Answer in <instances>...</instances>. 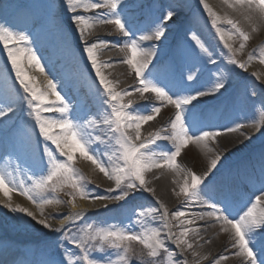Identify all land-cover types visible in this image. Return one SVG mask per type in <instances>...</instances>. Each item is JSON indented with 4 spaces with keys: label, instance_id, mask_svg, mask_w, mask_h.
Segmentation results:
<instances>
[{
    "label": "snow or ice",
    "instance_id": "obj_1",
    "mask_svg": "<svg viewBox=\"0 0 264 264\" xmlns=\"http://www.w3.org/2000/svg\"><path fill=\"white\" fill-rule=\"evenodd\" d=\"M232 7L245 9L249 20H252L253 15L264 17V0H235ZM62 8L70 15L78 38L82 41L83 51L90 61V67L94 69L95 77L98 78L94 81L95 91L100 97L103 111L98 113L99 119L81 123L82 117L73 118L69 115L71 111L69 103L57 91V85L51 80L48 81V88L55 95V100H50L49 92L37 87L22 64V59L26 58L28 64L35 65L41 72L44 71L35 50L28 47L30 44L28 35L0 25V43L7 49L8 58L15 71L14 79L18 80L23 88L20 103L21 105L27 103L29 115L33 118L32 130L38 128L37 135L44 138L39 143L34 141L32 131L25 125L14 131L13 135L19 141L16 145L19 152L34 157L39 151L40 161L36 169L37 174L30 177L27 183L23 180L17 181L5 170H0V192L7 198L0 203H4L14 213L24 214L25 219L31 218L53 232L62 233L64 244L70 242L75 245L78 256L76 253L69 254L65 249L61 252L60 259L51 264H131L135 257L133 242L146 250V258H139V264H157L164 254H167L168 264H188L184 257L186 251H191L193 256L200 255L194 251L193 243L189 239L190 233L199 235L200 230L190 225H193L195 220H204L206 216L215 217L223 224V232L232 233L231 246L237 250L236 255L243 254L248 257V264H264V181H261V186L257 189L262 195L255 196L254 202L251 199L244 201L242 197L235 198L230 193L210 194L208 184L205 183L208 171L197 175L193 170L177 163L182 150L190 143L199 144L205 151H213L209 147V142L217 140L221 134L219 131L205 130L211 126L195 117L193 101L204 96L205 92L193 89L186 82L198 78L191 74L196 70V66L192 65L189 68V75L185 77L181 73L177 83L169 84L161 79V72L167 69L152 63L157 54L155 46L150 48L143 46L144 41H158L165 36L166 24L177 15L179 5L171 6L151 24L143 27L137 26L128 17L127 0H63ZM202 9L211 17V25L215 27L218 40L226 49L224 55L228 57V63L246 69L253 56L250 55L247 61L242 62L236 59V55L243 53L245 42L250 39L249 33L239 27L238 22L233 19L226 21L230 29L216 27L221 22L219 15L207 3L202 2ZM51 14L54 16V12ZM96 22L112 25L121 36L128 38L124 47L119 49L126 53L125 57L120 58V62L130 67L135 74L137 79L135 86L118 90V82L110 80L103 71L111 63L110 60L100 59L103 49L99 45L104 42L98 38L92 41L87 39ZM136 32L145 34L133 38ZM233 37L243 41L238 49H234L229 42ZM177 55L187 58V53L183 50L178 51ZM197 55L203 64L214 63L213 54L202 43H199ZM258 59L264 64V50L259 52ZM149 65H152L151 70ZM226 80L227 77L221 73L209 83L213 90H219L225 87ZM161 83H164L163 87L160 86ZM132 92L140 96L142 104H134L131 99L125 100ZM157 101L160 102V106H157ZM15 103L7 92L0 93V130L9 127L11 117L16 112V108L13 107ZM164 104L175 108L167 134L162 135L165 130L161 129L143 137L142 125L155 120L161 114V107ZM48 113L52 115H46ZM239 127L241 125L237 124V128ZM96 130L106 135L109 142H113L112 147L115 150L106 159V153L97 154L93 148L95 142H103L101 135L93 137L92 133ZM161 140L171 141V150L159 153L154 151L153 146L158 147L157 142ZM50 145L55 147L52 148ZM77 153L94 164L109 180L114 181L115 188L106 190L109 195L89 196L88 181L75 166ZM44 156H47L46 162ZM220 159L219 154L211 159L209 171L217 167ZM165 166L185 174L183 184L176 195L182 194L186 204L188 202L204 204L206 201L200 200V195L204 193L211 201L207 205L210 211L187 219L188 214L182 210L173 212L170 218L166 207L140 211L133 209L132 215L137 217L136 224L140 225L139 230H136L135 226L120 228L115 225L88 222L87 210L77 208V196L126 202L137 190L153 193L154 189L147 186L146 174ZM65 186L72 189L68 193L71 198L67 201L59 199L57 195ZM13 192H19L20 195L27 197L41 211L45 205L60 204H68L73 211L61 219L58 227H53L47 219H38L27 207L13 206L9 203ZM113 192L118 194L112 195ZM104 208L107 209L108 205L105 204ZM173 220L177 221L180 229L178 232L172 230ZM77 221L80 223L77 224ZM69 225L75 226V233L62 232ZM57 246L58 250L63 249V244L58 242ZM253 248H258L259 259L254 255ZM211 264H220V261L217 259Z\"/></svg>",
    "mask_w": 264,
    "mask_h": 264
},
{
    "label": "bare ground",
    "instance_id": "obj_2",
    "mask_svg": "<svg viewBox=\"0 0 264 264\" xmlns=\"http://www.w3.org/2000/svg\"><path fill=\"white\" fill-rule=\"evenodd\" d=\"M189 2H196L195 8L200 11L201 17L205 15V12L200 9V6L202 2L207 3L220 17L221 22L216 27L230 29V26L224 21L233 19L238 22L239 27L249 33L250 39L245 43L248 45L249 55L254 58L248 63L245 71L240 72L238 66L228 63V57L224 55L226 49L219 42L215 27L211 25V22L206 25L211 32L208 35L207 29L193 22V18L190 17L191 14L189 16L186 15L188 13ZM234 3L235 0H127L126 12L128 17L135 24L137 23V26L143 27L151 24L171 6L179 5L177 15L166 24L165 36L158 41H144L143 46L146 48L155 46L157 54L152 63L155 64V62L159 61L162 63L160 67L167 69L161 72V79L169 84L177 83L181 73L186 77L190 74L189 68L192 65L196 66V70L191 74L198 78L194 81L186 82L193 89L205 92L204 96L198 97L196 101H193L195 117L211 126L205 128V130L219 131L221 134L217 140L209 142V147L213 151H205L196 143H190V145L194 144L196 150L210 161L217 154L221 156L217 164V168L221 169L217 184L221 187L218 190L215 188L211 189L214 194L220 195L224 192L230 193L235 198H243L245 197L243 191L239 192V188L236 189L237 185L241 188V182L243 181L248 183L247 187L249 190H247L246 196L254 202L255 196L262 195L257 189L260 188L261 181H264V141L262 137L259 139L258 134L261 132L262 127L259 129L254 124L253 111L250 109L254 107L257 112H260L261 117H264V64L258 59L259 52L264 50V17L253 15L252 20H249L246 10L232 7ZM62 4L63 0L42 1L40 29H37L38 31L36 30L35 32L44 33L46 42L44 41L42 43L41 49H39L35 42H30L29 44V47L35 50V54L38 51L42 52V56H39V58L44 71L41 72L35 65L28 64L26 58L22 59V64L37 87L49 92L50 100L54 101L55 95L48 88L49 80L57 85V91L65 97L67 102L66 94L72 91L75 92L73 96L75 103L73 106H70L71 111L69 115H74L73 118L82 117L81 123H87L99 119L98 113H102L103 111L100 97L95 91L96 83L94 81L98 78L95 77L94 69L90 67V61L87 60L86 53L83 51L82 41L78 38L70 15L63 10ZM52 12H54V16L51 14ZM198 18L200 17L198 16ZM110 27L111 25H105L99 22L94 23L91 28V35L87 36V39L92 41L98 38L99 40H106L109 43L105 47L99 45L103 49L100 58L106 53H110V56L113 57L112 59L110 57L108 58L118 66L119 72H116L118 71L117 69H113L105 71V74L110 80L118 82L117 88L121 81L127 83L126 88H131L137 84V79L130 67L120 62V58L125 57L126 53L119 51L120 48H123L120 47V34L118 33V38L113 37L109 30ZM23 30V24H21L20 30L17 31L24 32ZM181 32H184L186 36L182 35L183 33ZM136 33L138 37L145 34L144 32ZM48 35L56 37V40L53 41ZM54 42L56 44L53 48ZM197 42L204 44L208 51L213 54L212 59L214 63H202L200 57L197 55L199 50V43ZM231 44L235 49L236 44ZM181 50L187 53L186 59L177 55L178 51ZM216 53H220V55H216ZM0 55L2 57L6 56L1 52ZM239 55L245 58L243 53H237L236 56L238 57ZM247 60L248 58L243 61ZM227 65L234 68L233 73L227 71ZM53 71L54 76L51 75ZM221 73L227 77L225 87L219 90H213L209 81H214ZM231 73L232 75H230ZM57 75L61 78L60 82L55 80V76ZM52 76L54 80L50 78ZM241 78H244V81L248 82L251 88L256 90L257 94L254 95L251 105L250 103H246L244 99H241L238 94V87L246 85L244 81L240 84H235ZM160 86L163 87L164 83H161ZM118 90L121 89L118 88ZM239 91L245 94V89H239ZM152 95L154 96V94ZM132 96L135 100L139 101L138 104L143 103L137 93L132 92ZM145 96L147 95L145 94ZM156 104L160 106L159 101ZM168 106L173 110L174 117V106ZM46 115L51 116L52 114L48 113ZM163 116L164 113L161 110V114L155 120L149 121L148 124L158 128L163 121ZM237 124L241 125V127L237 128ZM227 128L234 130L226 131ZM147 131L149 130L142 126V136H148L151 133L157 132ZM92 135L93 137L96 135L102 136L103 142L97 141L93 144V148L96 149L97 154L106 153L105 159L107 156L112 155L115 150L112 147L113 142H109L108 137L102 135L99 130L93 131ZM43 139V136L39 135L37 142L43 141ZM171 145L172 143H163L160 152L171 150ZM50 147L54 148L55 146L50 145ZM4 152L5 150L4 147H1L0 139V157ZM76 162H78L81 169L90 178L96 179V183L105 185L106 188H115L114 181L109 180L94 164L82 157L79 153L76 154ZM3 163L4 159L1 160L0 158V164L2 166ZM177 163L183 165L185 168L191 166V163H187L182 155L177 158ZM150 172L151 174L146 176V181L147 186L154 189L153 193L137 190L126 202L111 199L87 200L82 198L76 202L77 208L87 210L86 218H89L92 213H96L105 218L107 225H115L120 228L135 226L136 230H139L140 225L136 224L137 217L132 215L133 209L140 211L141 209H162L166 207L170 218L173 212L182 210L188 214L187 219H192L200 213L207 212L208 207L205 208L203 204L192 202L186 204L185 197L182 194L180 196L176 195L183 184L185 176L183 172H177L173 169L175 173L174 178H177V181H174V178L160 181L159 178L163 174L162 169L157 168ZM178 181H180V185ZM93 184L96 185L95 183ZM162 185H165L164 188L166 190H164V193L162 191L155 193V190H157L155 189L156 186L160 190L163 188ZM100 193H103V191ZM0 198L3 201L6 200L2 192H0ZM205 199L206 195L202 193L200 200L205 201ZM11 204L23 205L36 215L38 214L30 201L17 192L12 193ZM105 204L108 205L107 209L104 208ZM129 217H131L129 219L131 222L130 226L125 224V218ZM158 225L159 220L157 216L156 226ZM190 227L199 228L200 230L199 235H195L194 233L189 234L194 251L200 255L193 256L191 251H186L184 257L187 259L188 264H197V261L199 264H211V262L217 259H219L220 264H248V257L243 254H235L237 250L231 246L232 233L223 232V224L216 220L215 217L213 219L205 218L204 220H195ZM172 230L174 232L180 230L175 220H173ZM221 232H223L224 237L219 236ZM169 246L172 248L171 244ZM4 251L0 252V259L6 254ZM253 253L259 259L258 248H253ZM204 257L207 258L205 259ZM221 257L224 258L221 259ZM10 260L11 258L5 259V264H8ZM164 262L168 264L167 257L164 259ZM0 264L3 263L0 262Z\"/></svg>",
    "mask_w": 264,
    "mask_h": 264
},
{
    "label": "rangeland",
    "instance_id": "obj_3",
    "mask_svg": "<svg viewBox=\"0 0 264 264\" xmlns=\"http://www.w3.org/2000/svg\"><path fill=\"white\" fill-rule=\"evenodd\" d=\"M42 1L43 0H37V1H34V0H0V25L13 28L16 22V19H19L20 15L24 13L27 15H30L31 17L28 18L29 21L27 25L25 26V28L23 27L24 28L23 31L25 34L28 35L29 41L35 42L38 45L39 49H41L42 43L44 41L46 42L45 34L41 32H35L37 29L38 30L40 29V25L36 23L35 19L32 17V14H36V11H39V10L42 11ZM195 3L196 2H189V6L187 9L188 10L187 16H189V12H190L191 13L190 17H192L194 20L193 22L207 29L206 31H207V34L209 35V33L211 32L207 28L206 25H208V23L211 22V17H209L207 12L202 9V5L200 6V9L205 12V15L201 17L199 13L200 11L197 10V8H195ZM197 15L201 19L198 18ZM37 19H39L40 21L39 16L37 17ZM224 22L226 23V21ZM109 30L113 37L118 38V32L115 30V28L112 25ZM48 37H51L53 41L56 40V37H53L51 35H48ZM120 37H122V39L120 38V41H121L120 47H124L126 39L125 37L121 35ZM229 42L235 43L236 44L235 49H238L240 43L243 41L240 38L233 37ZM55 44L56 42L53 43V48ZM245 45L246 46L243 50V55L245 58H242L239 55L238 57L236 56L237 60L243 61L244 59L248 58L247 57V55H249V51L247 49L248 45L246 43ZM0 52L6 55L5 57H2L0 55V93L7 92L11 96V98L16 101V103L13 105V107L16 108V112H15V115L12 116L9 127L6 130H0L1 143L3 146L6 147V150H5L6 152L1 157V160L4 159V163H3V166L0 164V170H5L6 173L14 176L17 179V181L23 180L25 181V183H27L30 177H33L35 174H37L36 169L40 161V153L39 151H37L36 155L33 157L31 155L19 152L18 148L16 147L19 141H18V138L15 135H13V133L19 126L25 125L27 126L29 131H32L33 139L37 142V137L39 136L37 135V133L39 130L38 128H36L35 131L32 130L31 121L33 118L29 115L28 105L26 102L23 103V105H21L20 103V94L23 93V88L22 86L19 85V81L14 79L15 78L14 69L11 67V64H10L11 60L8 58L7 49L4 48L2 43H0ZM41 55H42V52L40 51H38V53L36 54V56L38 57ZM149 69H150V65H149ZM226 69L228 72H232L234 70V68L230 65H227ZM243 71H245V69L240 68V72H243ZM51 73H53L51 75L54 76V71ZM232 73L230 75H232ZM50 78L52 79V77ZM242 81H244V78H241L235 84H238V83L240 84ZM244 82L246 85L245 86L242 85L238 87V94L241 99H244L246 103H250L251 105L253 97L257 93L254 88H251L248 82L246 81ZM239 89H245V94L241 92L242 90L239 91ZM162 107L163 108L161 110L164 113L163 119L167 120L166 127L168 129L169 121L171 118H173V110L170 107H168L167 104L163 105ZM250 110L253 111L252 115L254 117V124L259 129L260 127H262V130L258 135H259V139H261L262 137L264 141V117H261L260 112H257L254 107ZM73 116L74 115H72V117ZM181 155L184 157L187 163H191V166H189V169L196 172L197 175H202L206 171L209 172L205 180V183H207L208 186L211 184L212 181L214 180L218 181V175L221 169L216 167L215 169H211L209 171V166H210L211 161L208 158H206L202 153H199L196 150V146L194 144L187 145L182 150ZM46 160H47V156H44V161L46 162ZM75 166L80 170V173L88 181L87 187H88L89 195H91L90 197H96V196H99V194L102 196L109 195V193L106 190L113 189V188H106L105 185L96 183V179L90 178L81 169L78 162H76ZM162 171H163V174L159 178L160 181H162L163 179L166 181V180H169L175 177V173L173 172V169H170L167 166L162 168ZM93 183H95L96 185H94ZM162 186L163 188L165 187V185H162ZM163 188L159 190V187L156 186L155 189L157 190H155V193L156 192L160 193L161 191L164 193V190L166 189L165 188L163 189ZM70 191H72L70 186H65L64 190L59 192L57 195L59 199L67 201V200H70L71 198L68 195ZM102 191L103 193H100ZM209 191H210V186L208 187V192ZM17 193L19 194V192ZM116 194L118 193L116 192L112 193V195H116ZM81 199L82 198L80 196H77L76 202L80 201ZM84 199L89 200L91 198H84ZM0 201H3V200L0 198ZM205 201H206V204L204 203L203 206L206 208L208 203H210L207 195H206ZM8 202L11 203V200ZM30 203L32 204L34 209L38 212V214L36 215L37 218L47 219L48 222L53 225V227H58L60 225L61 219H64L65 218L64 216H67L66 212L71 213L73 211V209H71L68 204L45 205L43 207V211H41V209L38 208L36 205H34L31 201ZM16 205L25 207L20 204H13V206H16ZM208 211H210V208L207 209V212ZM90 217L86 218L88 222H91L94 224L107 225V223L105 222V218L101 215L92 213ZM205 218L213 219L214 217L206 216ZM76 223L79 224L80 222L77 221ZM26 224L28 226H25ZM125 224L130 226L131 222L129 218H125ZM62 232H68L69 234H73L76 232V228L73 225H69L67 228L63 229ZM219 236L224 237L223 232H221ZM58 242L60 244H63V249L58 250V246H57ZM65 249L67 250L69 254L76 253L77 256L79 255V253L77 252L75 248V245L71 244L70 242L67 244H64V236L62 233L53 232L51 229H48L42 225H39L38 223H36V221L32 220L31 218L25 219L24 214L18 213V212L14 213L11 211V209L7 208L4 203H0V250H3V251L5 250L4 253H6L3 256V258L0 259L1 263L5 264L6 262L4 260L11 258V260L8 261L10 264H51V262L60 259V254ZM133 249L135 252V257L132 259L131 264H139V258H146V250L140 244L136 242H133ZM166 257H167V254H164V256L157 262V264H165L164 259ZM64 258H65V261H67V255H65Z\"/></svg>",
    "mask_w": 264,
    "mask_h": 264
}]
</instances>
